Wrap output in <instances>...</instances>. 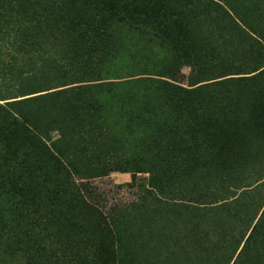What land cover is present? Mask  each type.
Listing matches in <instances>:
<instances>
[{
	"label": "trees",
	"instance_id": "obj_1",
	"mask_svg": "<svg viewBox=\"0 0 264 264\" xmlns=\"http://www.w3.org/2000/svg\"><path fill=\"white\" fill-rule=\"evenodd\" d=\"M0 1V202L31 227L20 243L44 264H238L256 226L238 251L236 221L261 203L232 173L212 188L209 155L218 94L264 75V0ZM112 172L147 190L104 214Z\"/></svg>",
	"mask_w": 264,
	"mask_h": 264
},
{
	"label": "rangeland",
	"instance_id": "obj_2",
	"mask_svg": "<svg viewBox=\"0 0 264 264\" xmlns=\"http://www.w3.org/2000/svg\"><path fill=\"white\" fill-rule=\"evenodd\" d=\"M6 3L8 4L7 0ZM262 62L264 63V57ZM188 71L187 67H183V76H186ZM250 75H239L241 79L230 84L229 94H218L217 100L221 102L215 114L216 120L221 124V131L220 136L215 140L218 143V149L209 155V162L217 163L220 169L212 188L220 189L230 186L224 174L232 173L238 180L247 179L244 183L252 186V191L256 194H249L248 201L256 202V197H259L256 204L261 203L260 209L253 212L248 221H236L238 228L242 226L240 233L243 234L238 251L247 239L249 231L256 226L244 246V254L242 252L239 255V258H242L238 264H264V212L259 218L264 210V185L257 187L264 180V75L255 76L256 79L246 82V77ZM228 77L238 78V76ZM7 82V80L0 81V85L1 83L6 86L16 85L15 81L5 84ZM205 93L202 91L201 94ZM7 101L12 100H0V104ZM3 129L4 127L0 126L1 138L6 135ZM231 161L235 164L233 168H228ZM147 180V173L132 175L129 172H112L108 178L97 180L96 185L100 189L97 200L104 205V209L102 208L104 214L109 212L112 205L122 206L137 200L142 191L147 190ZM132 182L135 183L133 187L124 186ZM203 193L208 195L206 189ZM153 194L154 192L150 191V199L158 198ZM91 198L95 200V197L91 196ZM4 219L5 222H3ZM30 228L20 212L0 202V264H44V257L30 253L29 245L20 243V238L28 235ZM10 232L12 236L17 235L19 239L11 238Z\"/></svg>",
	"mask_w": 264,
	"mask_h": 264
}]
</instances>
